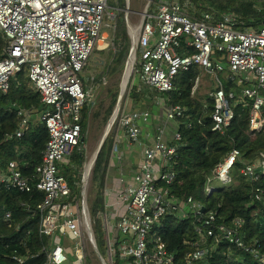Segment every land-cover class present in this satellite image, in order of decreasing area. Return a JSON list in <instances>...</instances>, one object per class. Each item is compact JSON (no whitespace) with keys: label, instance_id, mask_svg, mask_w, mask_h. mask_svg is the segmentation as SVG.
<instances>
[{"label":"built area","instance_id":"obj_1","mask_svg":"<svg viewBox=\"0 0 264 264\" xmlns=\"http://www.w3.org/2000/svg\"><path fill=\"white\" fill-rule=\"evenodd\" d=\"M189 5L188 1L181 0H150L133 48L135 67L131 75H136L152 91L169 93L176 91L174 82L180 73L198 67L213 78L209 85L212 90L207 96L213 102L212 131L223 134L235 118L234 107L244 102L249 105L250 132L264 133V27L241 32L234 28L231 16L214 22L210 14H203L193 20ZM108 11V0H0V33L5 41L0 59V91L7 93L11 78L25 70L44 106L37 115L19 109L21 122L15 136L21 138L34 117L48 133L36 183H31L15 162H10L6 171L0 169V185L21 193L35 189L44 194L36 211L41 216L40 235L52 240L49 264H67L71 257L75 264H83L85 259L82 227L87 215L86 181H81L80 199L71 202L72 191L61 170L82 142L84 107L94 103L95 92L107 83L106 77L95 74L83 79V73L93 52L105 39L103 29ZM111 21L114 30V17ZM221 76L238 90L227 93ZM200 85L199 75L192 88L193 96ZM186 111L180 105L164 101L166 122L184 117ZM150 120L148 111H136L122 114L118 125L128 140L136 142L142 125L149 124ZM166 130L162 126L152 145L143 151L134 184L123 187L118 195L125 210L113 228L116 234L107 231L111 264L116 259L122 264H175L166 243L160 236L151 234L153 228L169 212L184 214L187 208L201 209L192 198L179 204L159 184L173 182L175 174L171 167L177 150L173 143L181 140L176 131L172 144H166ZM113 152H117L116 145ZM237 162L243 163L241 174L251 181L258 179L257 169L264 174V155L257 163L244 162L240 151L234 148L215 168L214 179L229 181ZM207 190L210 192L213 187ZM255 198H261L259 188ZM100 218L108 229L107 215L103 213ZM10 219L11 214L7 212L5 220ZM204 225L209 236L218 229L231 243L245 247L239 233L244 220L236 219L233 227L218 226L215 214L210 213ZM198 233L202 235L201 229ZM207 254V249H199L184 261L194 264ZM13 259L15 264H25L28 257L15 255Z\"/></svg>","mask_w":264,"mask_h":264},{"label":"trees","instance_id":"obj_2","mask_svg":"<svg viewBox=\"0 0 264 264\" xmlns=\"http://www.w3.org/2000/svg\"><path fill=\"white\" fill-rule=\"evenodd\" d=\"M186 1L190 3L188 11L193 20L203 14H210L214 22L221 21L224 16H231L234 18V28L238 31L264 27V0H181L182 3ZM125 4V0H108L109 12L114 17V30L112 47L106 52L101 51L105 54L103 76L106 78L107 74L113 77L122 72L129 54L131 40ZM4 46L5 41L0 33V59L3 58L1 51ZM199 75L198 67L180 73L174 82L176 91L169 93H148L146 89L141 90L136 86L128 92L133 110L151 107L146 104L149 94L153 100L160 98L167 104L180 105L187 110L184 117L174 121L175 129L181 135V140L173 143L177 148L171 167L175 177L169 185L164 182L159 184L165 186L169 195L176 198L179 204L183 205L192 198L201 209L190 211L187 208L184 214L169 212L151 234L162 238L168 252L174 255L175 264H186L185 258L199 249H207L208 254L194 264H264V174L261 169H257L258 179L251 181L241 174L243 163L237 162L230 172L229 181L214 179L215 168L234 148L240 151L244 162L257 163L261 160L264 155V133L250 132L249 105L238 103L237 99L238 105L234 107L235 118L231 125L223 134L213 132L212 100L208 97L201 100L199 96L191 94ZM224 85L227 93L238 90L228 80H224ZM108 94L111 101L103 112L104 124L116 105L118 86L111 88ZM95 105L94 102L84 107L82 142L61 170L72 191L71 202L75 198L80 199L82 170L86 161L82 147L86 141L90 113ZM19 109L32 111L36 115L44 109L25 70L11 78L7 93L0 91V169L6 171L8 164L15 162L22 174L34 184L38 179L48 133L45 126L34 117L24 135L17 138L15 133L21 122ZM98 116L99 113L95 111L92 117ZM114 140L115 134H109L97 157L91 174L92 194L88 201L97 247L104 258L108 248L100 215L105 212L103 190ZM208 187H213V190L209 192ZM257 188L261 190L260 200L255 198ZM43 199L44 194L35 189L30 193H21L0 185V264H15V255L28 257L25 264H49L48 250L52 240L40 235L41 216L36 211V206ZM7 212L11 214L10 220H5ZM210 213L215 214V224L218 226L233 227L236 219L244 220L239 233L246 248L231 243L218 229H214L213 235L209 236L204 221ZM199 229L202 235L198 233ZM114 264L122 262L116 259Z\"/></svg>","mask_w":264,"mask_h":264},{"label":"rangeland","instance_id":"obj_3","mask_svg":"<svg viewBox=\"0 0 264 264\" xmlns=\"http://www.w3.org/2000/svg\"><path fill=\"white\" fill-rule=\"evenodd\" d=\"M149 2L150 0H125V3H126L125 4L126 5L125 16L128 17L129 24L131 27L138 28L139 30L142 17L144 15V12L147 9ZM112 15L113 13L109 11L107 12L105 26L103 29V34H104L105 39L100 42L101 48L97 47L95 51L93 52V55L91 59L89 60L87 71L83 73V79L88 78L92 74H95L97 76H102L104 74L103 71L105 70H104L103 65L105 61V57H104L105 54L103 52H106V50L110 48V44H111V38H112L111 33L113 31L112 30L113 22L111 21V18L113 17ZM101 51L103 52L101 53ZM220 63L226 68V64L224 62H220ZM125 67H126V62L124 65V69L122 70L120 74L113 75V77L107 74V83L105 84V86L99 87L98 90L94 94L93 100L96 105H95V109H93V112L90 113L86 141L82 147L85 153V158H86V162L82 170V181H83L84 170L85 168H87V165L90 162L91 156L96 152L97 147L107 129V125L109 124V121L114 113L115 107L117 106L116 105L114 107L112 115L109 118L108 122L104 124L102 121L103 112L109 106L110 101H111V99L109 98L108 91L111 88L118 86V99H119V95L121 93L122 80L124 78ZM221 79L224 80V76H221ZM200 80H201V87H199L196 96H199L201 100H205V98L208 96V93L212 90L208 88L207 85L213 83V78H211L208 74L204 73L200 75ZM135 86L141 90L146 89L148 93L149 92L153 93L152 90L148 89L143 83H141V81H139L136 75L132 74L127 83L126 91L119 102V110L117 114V119L109 132L110 134L111 133L116 134L117 132L121 133L122 129H120V126L118 125L119 124L118 121H119V118L122 116V114L136 111V110H133L132 108L133 103L130 100V98H128V92L130 91L132 87H135ZM151 97L152 96L149 94V97L146 100V104L151 107L144 106L143 109H147L146 111H148L150 114L152 113L153 115L159 116V114L162 113L164 109V101L160 98H156V100H153L151 99ZM95 111L99 113L98 118L92 117ZM173 123L174 121L166 122L165 118L163 120L161 119L156 122L158 126L161 124L160 127L166 126L168 128V132H169V128L172 129L173 126H174L173 129H175L176 126L174 125L175 123L174 124ZM164 141H165V137H164ZM218 185H221V183H218ZM91 189H92V185H91V175H90L88 181L86 182V188H85L87 210H89L88 201H89V198L91 197L90 195L92 194ZM90 225L92 229L91 219H90ZM56 240L59 241V238H57ZM107 247H108V244H107ZM82 248H83L82 251L84 254V258H85L83 264H104V263L111 264L110 255H109L108 250H107L106 257L105 258L103 257L104 262L100 260V258L97 255L96 250L94 249L93 245L91 244L89 240L88 231L86 229V226L84 225L82 227ZM71 260L73 261V257L70 258V261ZM70 261L67 264H70Z\"/></svg>","mask_w":264,"mask_h":264},{"label":"crops","instance_id":"obj_4","mask_svg":"<svg viewBox=\"0 0 264 264\" xmlns=\"http://www.w3.org/2000/svg\"><path fill=\"white\" fill-rule=\"evenodd\" d=\"M126 17V16H125ZM127 22V30L128 35L131 40L130 32H131V26L129 24V19L126 17ZM142 22V20H141ZM104 36V34H103ZM112 37V33H111ZM112 38H111V44L110 47H112ZM99 48L100 45H99ZM100 50V49H99ZM102 50V49H101ZM105 63L103 67L105 68ZM200 71V75L204 74L203 71ZM103 76V75H102ZM210 84L207 85L209 88ZM201 87V85H200ZM197 95V94H196ZM144 107H140L137 112H143L147 109H143ZM135 111V112H136ZM164 113L159 114V116L153 115L151 113V120L149 124L142 125L141 127V134L138 138V141L132 142L128 140L124 134L123 131L117 132L115 134V140L114 145L117 146V152H112V156L110 159L108 174L106 177V185L103 190V198L105 201V212L104 214L107 215V223H108V229L105 227V223H103L104 231L106 233L107 237V231L111 232L112 235H115L114 227L116 225V222L120 218V216L124 213L125 207L121 203L120 199L118 198V195L123 187H126L127 185L134 184V177L139 171L140 164L142 162L143 158V151L146 147L152 145V143L155 140V135L158 133V131L161 129V124L158 126L156 122L158 120H163ZM174 124V123H173ZM175 125V124H174ZM166 127V133H165V143L168 145H171L172 143V137L173 133L177 130ZM168 133V134H167ZM114 148V147H113ZM85 154V153H84ZM86 159V158H85ZM86 162V161H85ZM84 168V167H83ZM93 170V169H92ZM87 171L85 168L84 173ZM92 174V171L90 175ZM82 181V180H81ZM105 192H108V196L105 198L104 194ZM93 229V228H92ZM71 243L70 241L67 242V244ZM108 248V247H107ZM74 260V258H73ZM70 264H75L74 261H70Z\"/></svg>","mask_w":264,"mask_h":264},{"label":"water","instance_id":"obj_5","mask_svg":"<svg viewBox=\"0 0 264 264\" xmlns=\"http://www.w3.org/2000/svg\"><path fill=\"white\" fill-rule=\"evenodd\" d=\"M140 25H141V24H140ZM131 50H133V49H131V46H130L129 54H128V57H127V60H126V67H125V71H124V76H125V74H126L127 62H128V59H129V56H130ZM133 54H134V50H133ZM134 59H135V54H134ZM134 67H135V60H134V63L132 64L131 71L134 69ZM128 81H129V79H128ZM127 83H128V82H127ZM126 88H127V87H126ZM121 89H122V87H121ZM121 98H122V94L120 93V95H119V99H117L118 102L116 103L117 106L115 105L116 107H115L114 113H113V115H112V117H111V119H110V121H109V124L107 125V129H106V131H105V133H104V135H103V137H102V139H101V141H100V143H99V145H98V147H97V150H96V152H95V158H94V160H93L92 168H91V170H90V172H89L88 175H86V174H87V171L84 173V175H83V181H86V182L88 181L89 176H90V173H91V171H92V169H93V167H94V165H95V162H96L97 157H98V155H99V153H100V151H101V149H102V147H103V145H104V142L106 141L107 137L109 136V134H110L109 132H110V130H111L113 124L115 123V121H116V119H117V114H118V110H119V102H120ZM85 188H86V184L84 185V189H85ZM0 209H2L1 206H0ZM90 219H91V217H90V214H89V210H87L85 226H86V229H87V231H88L89 240H90L91 244L93 245L94 249L96 250L97 255H98V257L100 258V260L103 261V256H102L101 253L99 252V249H98V247H97V243H96V239H95L94 232H93L92 229H91ZM103 262H104V261H103ZM104 264H105V263H104Z\"/></svg>","mask_w":264,"mask_h":264},{"label":"bare ground","instance_id":"obj_6","mask_svg":"<svg viewBox=\"0 0 264 264\" xmlns=\"http://www.w3.org/2000/svg\"><path fill=\"white\" fill-rule=\"evenodd\" d=\"M137 33H138V28H131V32H130V36H131V49L134 48V45L136 43V38H137ZM134 63V54H133V50H131V53H130V56H129V59H128V62H127V69H126V74L122 80V89H121V94L122 96L124 95L125 91H126V87H127V82H128V79L130 78V75H131V68H132V64ZM95 158V153L91 156L90 158V162L88 163L87 165V174H89L91 168H92V165H93V160Z\"/></svg>","mask_w":264,"mask_h":264}]
</instances>
